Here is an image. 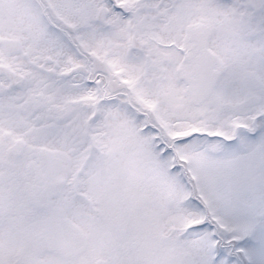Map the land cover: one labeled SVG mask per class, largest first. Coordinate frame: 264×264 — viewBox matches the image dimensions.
<instances>
[{
    "label": "snow or ice",
    "instance_id": "obj_1",
    "mask_svg": "<svg viewBox=\"0 0 264 264\" xmlns=\"http://www.w3.org/2000/svg\"><path fill=\"white\" fill-rule=\"evenodd\" d=\"M0 264H264V0H0Z\"/></svg>",
    "mask_w": 264,
    "mask_h": 264
}]
</instances>
